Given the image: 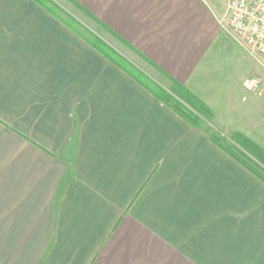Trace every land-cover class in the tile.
<instances>
[{"label": "crops", "instance_id": "1", "mask_svg": "<svg viewBox=\"0 0 264 264\" xmlns=\"http://www.w3.org/2000/svg\"><path fill=\"white\" fill-rule=\"evenodd\" d=\"M66 1L109 57L33 0H0V256L264 264V183L211 139L227 149L240 133L264 150L263 58L234 38L262 93L242 84L254 100L227 120L224 78L204 91L224 73L215 0ZM174 83L210 124L192 127L151 89Z\"/></svg>", "mask_w": 264, "mask_h": 264}, {"label": "trees", "instance_id": "2", "mask_svg": "<svg viewBox=\"0 0 264 264\" xmlns=\"http://www.w3.org/2000/svg\"><path fill=\"white\" fill-rule=\"evenodd\" d=\"M33 1L75 32L93 49L109 57L110 54L105 50L101 41L88 31L82 33L78 22L75 21L71 15L66 12L63 13L64 11H62V9H60V7L52 0ZM80 10L89 16L83 9ZM140 83L145 86L148 85L143 81ZM151 89L157 99L192 127L199 129L205 124L211 123L213 119L212 110L181 84L174 83L169 92L159 87ZM211 139L215 144L224 149L233 159L264 183V150L261 147L240 133H236L232 136L233 144L227 149L222 146V138L220 136L213 134Z\"/></svg>", "mask_w": 264, "mask_h": 264}, {"label": "rangeland", "instance_id": "3", "mask_svg": "<svg viewBox=\"0 0 264 264\" xmlns=\"http://www.w3.org/2000/svg\"><path fill=\"white\" fill-rule=\"evenodd\" d=\"M56 5L64 11L63 13H67L71 15L75 21L78 22L81 32L84 33V30L87 31H93L92 25H90L88 20L83 17L80 13H75L74 8L66 1V0H52ZM223 0H215V3L217 4L219 14L216 18L218 22V26L220 29V36L225 38L223 49L220 51V54H223L219 58V68L224 70L225 73H220L217 75V78H209L207 79V82L205 83L204 91L208 93L209 95L213 96L212 94H215L216 89L220 90L221 83L225 81V93L227 94V100L226 103L231 104L228 106H223V109L227 111L228 115H224L227 120H233L237 116H235V112H240L243 110L246 106L251 104L254 99L250 98V93L245 91L243 89V81L244 78L247 77V69L249 64L244 63L242 60L236 58L234 54H242V49L234 42L235 35L232 32L231 28L229 27L227 21L224 19V12L225 9L222 5ZM217 67L215 66L214 69ZM212 69V70H214ZM218 87V88H216ZM246 97V102H243V98ZM224 104V102H223ZM222 108V107H220ZM226 143V146H229L232 144L231 142H228L226 139H223ZM232 141V139H231ZM0 264H10L8 260H5V256H0Z\"/></svg>", "mask_w": 264, "mask_h": 264}, {"label": "built area", "instance_id": "4", "mask_svg": "<svg viewBox=\"0 0 264 264\" xmlns=\"http://www.w3.org/2000/svg\"><path fill=\"white\" fill-rule=\"evenodd\" d=\"M227 16L235 38L264 60V0H230ZM261 84L257 76H250L243 83L248 91L257 94L262 93Z\"/></svg>", "mask_w": 264, "mask_h": 264}]
</instances>
